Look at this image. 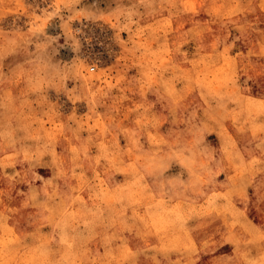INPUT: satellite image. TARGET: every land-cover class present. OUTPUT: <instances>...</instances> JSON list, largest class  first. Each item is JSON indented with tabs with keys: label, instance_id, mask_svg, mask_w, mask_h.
<instances>
[{
	"label": "rangeland",
	"instance_id": "rangeland-1",
	"mask_svg": "<svg viewBox=\"0 0 264 264\" xmlns=\"http://www.w3.org/2000/svg\"><path fill=\"white\" fill-rule=\"evenodd\" d=\"M33 34L68 79L0 87V264H264V0H0V72Z\"/></svg>",
	"mask_w": 264,
	"mask_h": 264
},
{
	"label": "clouds",
	"instance_id": "clouds-1",
	"mask_svg": "<svg viewBox=\"0 0 264 264\" xmlns=\"http://www.w3.org/2000/svg\"><path fill=\"white\" fill-rule=\"evenodd\" d=\"M29 43H33V51L27 53L28 59L21 65L17 66L15 72L8 74L0 72V87L15 79L16 72L21 73L26 92L21 101L29 96H40L45 94L47 90L52 89L58 82L66 83L68 79V69L62 64L55 62L53 57L57 54L56 42L42 39V34H33ZM25 41H18L11 47L10 52L16 53L23 51ZM79 47L75 49L78 51ZM3 51L0 50V59L3 58ZM15 103V98L12 97L7 103L0 104V109L8 110ZM14 130L0 132V140L9 142L11 146Z\"/></svg>",
	"mask_w": 264,
	"mask_h": 264
},
{
	"label": "snow or ice",
	"instance_id": "snow-or-ice-1",
	"mask_svg": "<svg viewBox=\"0 0 264 264\" xmlns=\"http://www.w3.org/2000/svg\"><path fill=\"white\" fill-rule=\"evenodd\" d=\"M167 165H163V167H166Z\"/></svg>",
	"mask_w": 264,
	"mask_h": 264
}]
</instances>
